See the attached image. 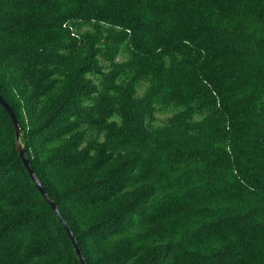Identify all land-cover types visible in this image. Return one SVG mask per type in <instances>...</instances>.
<instances>
[{
	"label": "trees",
	"instance_id": "1",
	"mask_svg": "<svg viewBox=\"0 0 264 264\" xmlns=\"http://www.w3.org/2000/svg\"><path fill=\"white\" fill-rule=\"evenodd\" d=\"M0 94L88 264H264V0H0ZM0 264H80L1 104Z\"/></svg>",
	"mask_w": 264,
	"mask_h": 264
},
{
	"label": "water",
	"instance_id": "2",
	"mask_svg": "<svg viewBox=\"0 0 264 264\" xmlns=\"http://www.w3.org/2000/svg\"><path fill=\"white\" fill-rule=\"evenodd\" d=\"M0 104L5 108L7 114L9 115L10 119L12 120V123L14 125L15 133H16V145H17V150L19 153V156L25 165L26 169L28 170V173L32 179V181L35 183L38 191L40 194L43 196L44 200L50 205L56 216L58 217L59 221L62 223L64 226L69 238L71 239V242L73 243L76 255L80 261V264H88L87 259L84 255V252L81 248V245L78 241V238L76 236L75 231L73 230V227L69 224V222L65 219L63 216L59 205L57 202L51 197L47 189L45 188L44 184L38 177L34 166L28 156L26 146L25 144L22 143L21 140V135H22V130L23 126L18 119L13 107L7 102V100L0 94Z\"/></svg>",
	"mask_w": 264,
	"mask_h": 264
}]
</instances>
